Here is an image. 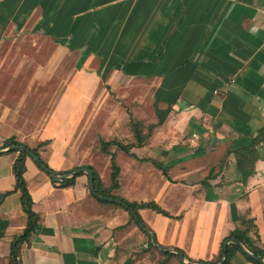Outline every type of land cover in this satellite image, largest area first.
I'll list each match as a JSON object with an SVG mask.
<instances>
[{"label": "crops", "instance_id": "0c3cea01", "mask_svg": "<svg viewBox=\"0 0 264 264\" xmlns=\"http://www.w3.org/2000/svg\"><path fill=\"white\" fill-rule=\"evenodd\" d=\"M43 30L60 51L82 58L81 69L43 123L12 118L9 85L0 83V148L12 136L30 147L47 140L39 151L50 168L90 165L105 186L113 153L119 166L113 193L153 201L168 213L138 211L159 249L211 260L238 226L237 214L254 219L264 245V0H0V43L29 31L36 42ZM92 60L101 61L102 75H111L119 91H145L147 99L132 100L129 110L99 100L90 113L95 84L76 76L94 81ZM127 111L141 122L145 141L130 154L114 144L103 152L100 139L135 143ZM261 131L254 172L243 184L235 153ZM16 156L0 154V264H8L10 243L27 220L20 192L4 194L15 184ZM25 166L40 219L21 247V264H155L158 252L153 257L144 247L152 233L128 224L123 208L96 201L86 175L61 187L32 158ZM211 170L215 177L204 188ZM232 264L256 263L237 251Z\"/></svg>", "mask_w": 264, "mask_h": 264}, {"label": "trees", "instance_id": "16d2710c", "mask_svg": "<svg viewBox=\"0 0 264 264\" xmlns=\"http://www.w3.org/2000/svg\"><path fill=\"white\" fill-rule=\"evenodd\" d=\"M105 75H106V73H104L101 76V80L103 81V83L105 80V77H104ZM127 115L129 118V124L131 127V132H132L133 138L135 139V143L124 144L117 139H112L110 141H105L103 139H100V148L103 152H107V147L111 144H114L118 148L125 151L127 154H130V149L132 147L140 146L145 141L146 134L142 133L143 130H142L141 122L138 121L137 119H135L133 117V114L130 111H127ZM151 127L152 126H150L149 128L151 129ZM262 133H263L262 131L259 132V134L253 138L249 147L243 148V149L237 151V153H235L236 166H237V169L240 173V181L243 184L246 183L247 178L254 172V162L259 157L255 147L259 143L260 135ZM46 144H48L47 140L39 142L37 145L30 147L27 144L18 141L14 136H12V137L6 138L3 141L1 148L7 147L10 145H25V146H27L43 162V164L45 165V169H42L36 162L35 163L37 164V166L42 171H44L47 174V176L50 178L53 185H58L61 187H67V186L73 185L75 182V179L78 175L66 178V179L61 180V181H54L53 180L52 174H57V175L66 174V173H69L71 170L75 169L76 167L73 169H70V170H61V171L53 170L52 168H50L48 166V164L42 158L40 151H39V149L41 147H44ZM7 152H17V156L12 163V172H13V175L15 178V184H14V187L12 190L6 191L4 194L7 195L11 192L19 191L20 192L21 207H22V210L26 214V217H27L26 226L23 228V230L19 234L14 236L13 240L10 243L9 255H8V264H21L20 263L21 247L24 243H27V244L29 243V239H30L31 235L34 233V231L38 225L40 216H39V214H37L32 209V203H33L32 198L28 192L26 182H25L24 176H23V174L26 170L25 160L27 157H29L28 153L23 151V150H14V151H7ZM110 162H111V165H110V185L109 186L104 185V183L102 182L98 172L92 166H90V165L87 166V167L92 169L93 179H94L95 194H93L90 191L89 181L87 183V188L89 190L90 195L96 201H98L100 203H110L116 207L123 208L129 214L128 224L133 222L139 227V229L143 233H145V234L150 233L151 232L150 228L142 221L138 211L140 209H143V208H150V209H152L158 213H161L163 215H166V216L168 215V213L153 201H147V202L128 201V200L124 199L123 197L114 194L113 191L118 189V187H119V181H118L119 166L115 162L113 153H110ZM151 162L157 168H159L166 177H168V175H167L168 171L165 167H163V165L161 163H159L155 160H151ZM81 174L86 175L85 173H81ZM213 177H215V174L211 170L204 177V179H205L203 182L204 188L209 187L207 180L211 179ZM96 195H100V196H104V197H110V198H118V199L124 201L125 203H127L129 205V209L124 208V207H122L118 204H115V203H111L108 201L101 200ZM132 211L135 212V214L137 215V217L139 218V220L143 224V228H141L138 225L137 221L135 220V218L132 214ZM237 221H238V226L235 229H233L232 231H230V233L223 238L217 254L211 260H202V259L192 260L191 258L187 257L186 254H184V252L182 250H180L179 248H172V249L176 250L178 253H182L184 255V257L190 262L205 263V264H216V263H218V261L220 259L221 248L223 246L224 241L227 240L231 236H235L241 242V244L247 250H249L252 254L258 256L260 259H264V245L260 241V238H259V235L257 232V228H256V225L254 223V219L252 217H247L244 214H237ZM150 237L153 238V241L150 240V238H148V244H147V247L145 248V251L150 253L151 256H153V257L156 256L155 252H158L159 256H158L157 260L155 261V264H169L172 260L177 261L178 264H183V263H181V260H180L178 253H173V252L168 251L167 249H169L170 247H167V246H160L161 249H159V245L157 244V242L155 240L154 234L153 233L150 234ZM162 249H166V250H162ZM237 251L243 253L244 256L248 260H250L256 264H264V263L257 262L255 260H253L252 258H250L236 244H229L228 245L227 255L223 261V264H232V259L234 257V254Z\"/></svg>", "mask_w": 264, "mask_h": 264}, {"label": "rangeland", "instance_id": "374dc122", "mask_svg": "<svg viewBox=\"0 0 264 264\" xmlns=\"http://www.w3.org/2000/svg\"><path fill=\"white\" fill-rule=\"evenodd\" d=\"M33 33L27 32L25 39L21 38L20 41L11 37L10 42L0 43V83L9 85L7 93L12 118L28 120L33 117L43 123L56 100L60 98L65 84L75 71L81 69L83 60L78 58L75 52L60 51L45 34V30L36 35V42H33ZM22 34L18 32L12 36ZM73 49L74 47L69 45V50ZM105 68L100 60H92L87 69L95 73V80H87L82 75L76 76L80 83L88 81L90 86L95 84L90 91V97L95 101L90 113L98 110L99 100L100 104L103 101H106V104L120 102L123 110H129L132 100L141 97L147 99L145 91H119L108 73L104 76L103 83L101 72L106 70Z\"/></svg>", "mask_w": 264, "mask_h": 264}, {"label": "water", "instance_id": "95a60500", "mask_svg": "<svg viewBox=\"0 0 264 264\" xmlns=\"http://www.w3.org/2000/svg\"><path fill=\"white\" fill-rule=\"evenodd\" d=\"M14 150H23L25 152L28 153L29 157H31L33 159L34 162H36L42 169H45V165L43 164V162L39 159L38 156H36L27 146L25 145H10L4 148H0V154L4 151H14ZM81 173H85L88 177V181H89V187H90V191L95 194V189H94V179H93V172L92 169L87 167V166H79L76 167L75 169L71 170L69 173L66 174H62V175H57V174H52V178L54 181H61L64 180L66 178L72 177V176H77ZM99 199L104 200V201H108L111 203H115L118 204L124 208L129 209V205L127 203H125L124 201L118 199V198H110V197H104V196H100V195H96ZM132 214L135 218V220L137 221L138 225L143 228V224L141 223V221L139 220V218L137 217V215L135 214V212L132 211ZM153 241V238H152ZM229 244H236L238 245L242 251L248 255L250 258H252L253 260L260 262V263H264V259H260L258 256L252 254L249 250H247L242 244L241 242L235 237V236H231L229 237L227 240L224 241L223 246L221 248V256L220 259L218 261V263L216 264H223L224 259L226 258L227 255V247ZM172 252L178 253L175 250H171ZM179 257L182 261V263L184 264H205V263H195V262H190L188 261L182 253H178Z\"/></svg>", "mask_w": 264, "mask_h": 264}, {"label": "built area", "instance_id": "2783aa9c", "mask_svg": "<svg viewBox=\"0 0 264 264\" xmlns=\"http://www.w3.org/2000/svg\"><path fill=\"white\" fill-rule=\"evenodd\" d=\"M144 247H147V245L145 244Z\"/></svg>", "mask_w": 264, "mask_h": 264}]
</instances>
